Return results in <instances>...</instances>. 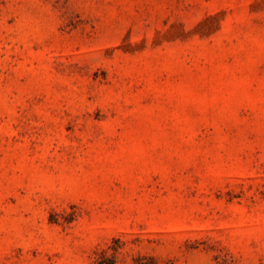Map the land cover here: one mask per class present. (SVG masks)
Returning a JSON list of instances; mask_svg holds the SVG:
<instances>
[{
  "label": "rangeland",
  "instance_id": "obj_1",
  "mask_svg": "<svg viewBox=\"0 0 264 264\" xmlns=\"http://www.w3.org/2000/svg\"><path fill=\"white\" fill-rule=\"evenodd\" d=\"M0 264H264V0H0Z\"/></svg>",
  "mask_w": 264,
  "mask_h": 264
}]
</instances>
